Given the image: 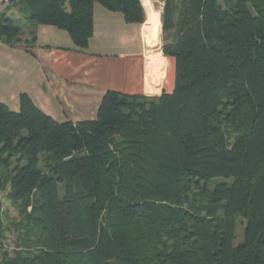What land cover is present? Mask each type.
I'll use <instances>...</instances> for the list:
<instances>
[{
    "label": "trees",
    "instance_id": "1",
    "mask_svg": "<svg viewBox=\"0 0 264 264\" xmlns=\"http://www.w3.org/2000/svg\"><path fill=\"white\" fill-rule=\"evenodd\" d=\"M94 3L145 22L141 0L10 5L85 50ZM162 31L173 93L108 91L79 123L0 103V195L22 217L11 254L0 200V264H264V0H166ZM20 35L0 20V39Z\"/></svg>",
    "mask_w": 264,
    "mask_h": 264
},
{
    "label": "crops",
    "instance_id": "2",
    "mask_svg": "<svg viewBox=\"0 0 264 264\" xmlns=\"http://www.w3.org/2000/svg\"><path fill=\"white\" fill-rule=\"evenodd\" d=\"M152 6L145 11L161 14ZM0 20L21 28L12 43L0 39V103L13 112L26 94L55 121L79 123L97 118L108 91L155 98L175 89L173 69L160 50L150 51L146 19L129 23L123 13L94 3V35L85 50L66 30L35 26L18 5L1 7Z\"/></svg>",
    "mask_w": 264,
    "mask_h": 264
},
{
    "label": "rangeland",
    "instance_id": "3",
    "mask_svg": "<svg viewBox=\"0 0 264 264\" xmlns=\"http://www.w3.org/2000/svg\"><path fill=\"white\" fill-rule=\"evenodd\" d=\"M142 2V1H141ZM166 0H150V3H148L146 5V7L144 6V3H142L143 9H144V15H145V19H146V9L148 7L149 4H152L154 9L160 10L161 11V20H162V13H163V8L165 5ZM171 35L172 33H167L164 34L162 29H161V33H160V51L162 56L165 58V67H167L168 71L172 70L175 73V63L174 60L170 57H167L164 55L163 53V46L164 44L168 43L171 41ZM149 51V50H148ZM150 53H147V57H149ZM175 76V75H174ZM7 171V166H2L0 165V182L4 183L3 180L4 179V175ZM9 193V187L3 191L0 195V200L2 202V216H1V220L3 221L4 226L6 227V230L4 232V240H3V245H5L6 250L13 254V250H15L16 248V243L18 240V235L16 234L15 231H13L11 229V225L14 224L15 222H18L20 220H22V217L20 216V210L18 209L17 204H15L14 202L10 201L7 199V195ZM243 235H244V224L239 225L238 229H237V240H236V244L240 243L243 239ZM3 253L2 251H0V257H2Z\"/></svg>",
    "mask_w": 264,
    "mask_h": 264
},
{
    "label": "bare ground",
    "instance_id": "4",
    "mask_svg": "<svg viewBox=\"0 0 264 264\" xmlns=\"http://www.w3.org/2000/svg\"><path fill=\"white\" fill-rule=\"evenodd\" d=\"M146 37L150 51L160 50V33L162 29L161 14L158 11L146 12Z\"/></svg>",
    "mask_w": 264,
    "mask_h": 264
},
{
    "label": "built area",
    "instance_id": "5",
    "mask_svg": "<svg viewBox=\"0 0 264 264\" xmlns=\"http://www.w3.org/2000/svg\"><path fill=\"white\" fill-rule=\"evenodd\" d=\"M12 3V0H0V8L4 6H8Z\"/></svg>",
    "mask_w": 264,
    "mask_h": 264
}]
</instances>
